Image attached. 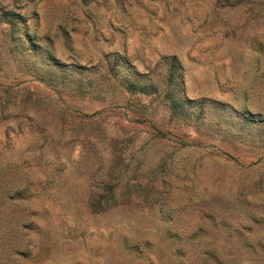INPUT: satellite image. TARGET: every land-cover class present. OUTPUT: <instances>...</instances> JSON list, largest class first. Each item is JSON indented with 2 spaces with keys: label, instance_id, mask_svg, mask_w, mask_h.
Here are the masks:
<instances>
[{
  "label": "rangeland",
  "instance_id": "rangeland-1",
  "mask_svg": "<svg viewBox=\"0 0 264 264\" xmlns=\"http://www.w3.org/2000/svg\"><path fill=\"white\" fill-rule=\"evenodd\" d=\"M0 264H264V0H0Z\"/></svg>",
  "mask_w": 264,
  "mask_h": 264
}]
</instances>
